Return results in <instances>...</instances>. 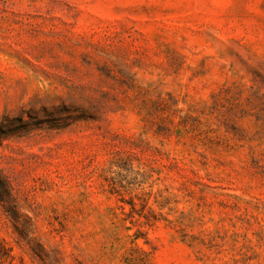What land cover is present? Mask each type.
I'll return each mask as SVG.
<instances>
[{
    "label": "rangeland",
    "instance_id": "rangeland-1",
    "mask_svg": "<svg viewBox=\"0 0 264 264\" xmlns=\"http://www.w3.org/2000/svg\"><path fill=\"white\" fill-rule=\"evenodd\" d=\"M0 264H264V0H0Z\"/></svg>",
    "mask_w": 264,
    "mask_h": 264
}]
</instances>
